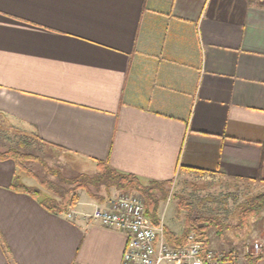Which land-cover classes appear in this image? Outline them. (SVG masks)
<instances>
[{
  "label": "crops",
  "instance_id": "obj_1",
  "mask_svg": "<svg viewBox=\"0 0 264 264\" xmlns=\"http://www.w3.org/2000/svg\"><path fill=\"white\" fill-rule=\"evenodd\" d=\"M0 117L82 171L264 186V0H0ZM17 174L0 161V264L123 263L127 236L88 219L110 200L54 213ZM253 241L264 264V209Z\"/></svg>",
  "mask_w": 264,
  "mask_h": 264
},
{
  "label": "rangeland",
  "instance_id": "obj_2",
  "mask_svg": "<svg viewBox=\"0 0 264 264\" xmlns=\"http://www.w3.org/2000/svg\"><path fill=\"white\" fill-rule=\"evenodd\" d=\"M8 150L38 158V160L27 159L21 162L26 171L18 168V174L25 179V184L32 187L41 188L39 182L48 180L65 189H71L76 186L74 179L96 172L94 168L82 171L79 163L74 164L71 158L66 159L58 150H53L49 145L41 144L32 136L9 127L0 117V152ZM184 179H186L185 175L179 174L173 184L155 187L154 193L162 196L159 191L163 189L164 197H167L160 204V215H164L168 224H175L180 229H185L187 215L192 210L194 216L207 219L208 227L205 231L215 249L223 252L233 250L245 259L247 250L244 247L246 244L252 247L255 242H251L253 228L261 219V213L247 224L242 221V205L251 197L264 193V186L258 183L196 176L188 185L182 187L180 180ZM144 185L154 186L149 183ZM76 193L87 195L83 190ZM95 193L111 202L124 195L141 196L137 192L125 193L115 188H102ZM183 198L186 199L188 207L181 210L179 205ZM262 253L263 251L260 255ZM252 256L256 257V253ZM239 264H250V261L247 259L246 262L241 261Z\"/></svg>",
  "mask_w": 264,
  "mask_h": 264
},
{
  "label": "trees",
  "instance_id": "obj_3",
  "mask_svg": "<svg viewBox=\"0 0 264 264\" xmlns=\"http://www.w3.org/2000/svg\"><path fill=\"white\" fill-rule=\"evenodd\" d=\"M27 159L38 160V158L33 157L32 155L22 154L14 150L0 152V161L14 160L17 163L18 168L23 171H26V169L21 162ZM74 182H76L75 187L65 189L52 181H41L39 182L41 188L47 191L44 192V190L39 187H32L24 184L21 176L17 174L12 187L15 190L33 196L45 209L54 213L66 212L78 198V194L76 192L79 190L85 191L91 198L98 201L106 200L95 193L102 190V188H115L116 190L125 193L137 192L144 198L145 213L147 217L155 226H161L159 213L160 204L162 201L166 200L167 197H164L163 189L159 191L162 196H158L154 193V190L156 189V186L161 187L162 185L156 183H150L154 186L144 185V182L135 175L119 172L104 161L97 162V170L95 173L91 175L85 174L84 176L79 177V179H74ZM160 187L157 188L161 189ZM187 207L188 204L186 203V199L183 198L179 208L182 210ZM263 209L264 193L251 197L242 205V221L248 224L250 220L257 217ZM206 222L207 219L200 216H194L192 210H190V213L187 215L185 229L180 237H174L172 233L164 227L163 234L169 244L173 246H182L185 245L187 237L191 233H195L197 237L203 240L207 246L208 234L205 229L208 227V224ZM245 257L248 261H250V263H253L257 261V259L261 258L262 255L254 258L252 255L247 254Z\"/></svg>",
  "mask_w": 264,
  "mask_h": 264
},
{
  "label": "built area",
  "instance_id": "obj_4",
  "mask_svg": "<svg viewBox=\"0 0 264 264\" xmlns=\"http://www.w3.org/2000/svg\"><path fill=\"white\" fill-rule=\"evenodd\" d=\"M88 219L100 226L123 232L127 247L122 264H237L235 252H221L205 245L191 233L185 245L173 246L163 236V228L155 226L145 213V201L140 196L124 195L105 209L96 210ZM246 253L256 257L263 251L260 242L245 245Z\"/></svg>",
  "mask_w": 264,
  "mask_h": 264
}]
</instances>
